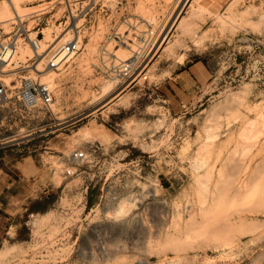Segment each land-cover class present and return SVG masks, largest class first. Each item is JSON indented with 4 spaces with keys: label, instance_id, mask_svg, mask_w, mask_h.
<instances>
[{
    "label": "rangeland",
    "instance_id": "obj_1",
    "mask_svg": "<svg viewBox=\"0 0 264 264\" xmlns=\"http://www.w3.org/2000/svg\"><path fill=\"white\" fill-rule=\"evenodd\" d=\"M3 12L0 42L22 32L29 56L0 65V149L25 147L65 183L47 213L3 230L0 264H264V0H18L19 18ZM74 38L80 50L50 69L48 52ZM197 60L215 91L194 103L210 81L178 74ZM28 80L49 85L51 109L18 99Z\"/></svg>",
    "mask_w": 264,
    "mask_h": 264
},
{
    "label": "crops",
    "instance_id": "obj_2",
    "mask_svg": "<svg viewBox=\"0 0 264 264\" xmlns=\"http://www.w3.org/2000/svg\"><path fill=\"white\" fill-rule=\"evenodd\" d=\"M192 64L179 71L178 77L188 81L184 86L191 84L189 87H192L202 81L207 84L213 77L212 68L204 60ZM213 85L214 82L210 81L193 96L189 93L192 97L184 100L194 103L208 100L215 91ZM24 149L18 147L16 152L0 149V235L8 226L18 228L29 214L47 213L57 202V191L65 183L64 180L57 182L54 175L38 165L31 155L18 154ZM10 151L14 152L11 156L8 155Z\"/></svg>",
    "mask_w": 264,
    "mask_h": 264
},
{
    "label": "built area",
    "instance_id": "obj_3",
    "mask_svg": "<svg viewBox=\"0 0 264 264\" xmlns=\"http://www.w3.org/2000/svg\"><path fill=\"white\" fill-rule=\"evenodd\" d=\"M22 32L14 33V37H10L6 42H0V65H7L16 50L17 41L16 37L22 36ZM30 44L33 40L29 38ZM80 50L79 38L70 39L60 45V47L51 53L48 64L50 69H58L63 66L68 59L75 55ZM133 62L126 63L122 68L123 76H127L133 69ZM7 87L0 82V116L2 109L7 101ZM18 99L28 108H35L38 105H42L47 109H51L54 103L53 93L49 85L35 80H28L24 82V85L18 93ZM86 152H75L72 160L86 159ZM70 174L69 171H67Z\"/></svg>",
    "mask_w": 264,
    "mask_h": 264
},
{
    "label": "bare ground",
    "instance_id": "obj_4",
    "mask_svg": "<svg viewBox=\"0 0 264 264\" xmlns=\"http://www.w3.org/2000/svg\"><path fill=\"white\" fill-rule=\"evenodd\" d=\"M3 3H2V5H0V11L2 10H4L5 12H3V13H11V14H13L16 18H19V15H18V12H17V2H18V0H3L2 1ZM2 11L0 12V13H2ZM9 14H7V15H9ZM3 15V14H2ZM1 17H3V16H1ZM14 17V18H15ZM33 42H34V44L33 43H31V45H32V51H35V49L36 50H39L40 48H42V46L43 45H41V43L38 41V40H33ZM61 43H62V39H60V41L58 42V43H56L55 44V46H53V48L48 52V54L46 55V58L49 56V55H51V53H53L54 51H56L59 47H60V45H61ZM53 45V44H52ZM51 47V46H50ZM44 48V47H43ZM42 50V49H41ZM27 52H28V50H25V48L22 46V45H19V44H17V46H16V50H15V53H14V55H13V57H12V59H11V61L6 65V66H10V64H12L13 62H14V65L16 64V66H17V64H19L22 60H24L25 59V57H26V54H27ZM37 53V52H36ZM28 56H29V54H27ZM39 56V55H38ZM40 57V56H39ZM42 57V56H41ZM123 58V57H122ZM27 59V58H26ZM121 59V58H120ZM43 60H45V58H43L40 62H39V64L37 65V67L39 68V67H44V66H42V65H44V64H41L42 62H43ZM69 60V59H68ZM67 60V61H68ZM44 63V62H43ZM38 68H36L35 69V71H37V72H40V70L38 69ZM45 71H46V73H49V72H51V70H49L48 68H46L45 69ZM5 73H6V71L5 70H3V69H0V76H5ZM52 82H53V78H51L50 80H49V83L50 84H52ZM244 188V187H243ZM241 189V188H240ZM34 223V222H33ZM36 227H39V225L36 223V225H35ZM55 242V241H54ZM51 245V244H50ZM55 245V244H54ZM48 248V247H47ZM6 251V250H5ZM2 253L3 252H0V256L2 255ZM5 253V252H4ZM90 253V252H89ZM55 263V262H54Z\"/></svg>",
    "mask_w": 264,
    "mask_h": 264
},
{
    "label": "trees",
    "instance_id": "obj_5",
    "mask_svg": "<svg viewBox=\"0 0 264 264\" xmlns=\"http://www.w3.org/2000/svg\"><path fill=\"white\" fill-rule=\"evenodd\" d=\"M90 206H91V203L89 202V203H88V207H90Z\"/></svg>",
    "mask_w": 264,
    "mask_h": 264
}]
</instances>
